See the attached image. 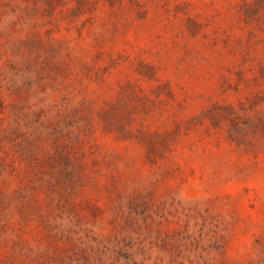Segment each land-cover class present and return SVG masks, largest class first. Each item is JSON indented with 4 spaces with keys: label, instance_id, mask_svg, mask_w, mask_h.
Listing matches in <instances>:
<instances>
[{
    "label": "rangeland",
    "instance_id": "obj_1",
    "mask_svg": "<svg viewBox=\"0 0 264 264\" xmlns=\"http://www.w3.org/2000/svg\"><path fill=\"white\" fill-rule=\"evenodd\" d=\"M0 264H264V0H0Z\"/></svg>",
    "mask_w": 264,
    "mask_h": 264
}]
</instances>
